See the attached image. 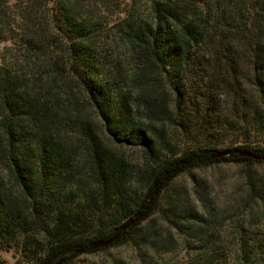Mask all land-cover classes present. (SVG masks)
<instances>
[{
	"label": "trees",
	"instance_id": "1",
	"mask_svg": "<svg viewBox=\"0 0 264 264\" xmlns=\"http://www.w3.org/2000/svg\"><path fill=\"white\" fill-rule=\"evenodd\" d=\"M2 43L0 254L170 253L144 225L161 213L187 256L142 264H264L263 236L176 194L195 169L264 165V0H0Z\"/></svg>",
	"mask_w": 264,
	"mask_h": 264
},
{
	"label": "rangeland",
	"instance_id": "2",
	"mask_svg": "<svg viewBox=\"0 0 264 264\" xmlns=\"http://www.w3.org/2000/svg\"><path fill=\"white\" fill-rule=\"evenodd\" d=\"M10 2L13 4L16 0ZM5 45L0 44V53ZM129 58L128 64L133 66L134 62ZM129 151L136 162L143 160L144 154L140 148ZM176 186L180 192L176 194L186 198L196 214L205 212V221L218 220V224L228 229L231 235L251 231L264 237V165L248 168L224 164L195 169L192 174L181 176ZM206 205L213 217H209ZM162 208L166 209L168 205ZM173 218L158 213L144 224L151 233L160 234L161 242H169L170 253L155 254L149 246L138 248L121 245L96 254H84L73 264H142L155 260L157 255V259L164 262L184 260L188 251L185 236L170 222ZM0 259L4 264L19 263V258L12 252H2Z\"/></svg>",
	"mask_w": 264,
	"mask_h": 264
},
{
	"label": "water",
	"instance_id": "3",
	"mask_svg": "<svg viewBox=\"0 0 264 264\" xmlns=\"http://www.w3.org/2000/svg\"><path fill=\"white\" fill-rule=\"evenodd\" d=\"M227 154V153H225ZM142 218V215L140 214H137L133 219H131L130 221H128L123 227L122 229L124 231L128 230L130 227H133L135 226ZM113 241H107V242H103V241H100V242H96L94 243V247H106L108 245H110Z\"/></svg>",
	"mask_w": 264,
	"mask_h": 264
}]
</instances>
